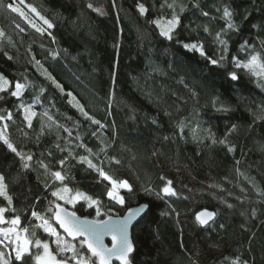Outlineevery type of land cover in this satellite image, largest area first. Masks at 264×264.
Returning <instances> with one entry per match:
<instances>
[{"label":"trees","instance_id":"16d2710c","mask_svg":"<svg viewBox=\"0 0 264 264\" xmlns=\"http://www.w3.org/2000/svg\"><path fill=\"white\" fill-rule=\"evenodd\" d=\"M8 3L47 28L28 9L32 5L54 25L42 35L0 6V30L5 33L0 37V73L13 86L16 81L27 85L20 99L0 93V115L12 113L11 120L0 121V129L7 124L5 133L17 150L33 157L22 160L0 141V174L12 196L11 205L3 198L0 206L9 209L8 216H20L29 238L46 239L31 214L52 215L51 193L61 184L51 172L62 171L75 178L70 188L99 198L108 215H121L139 203L149 205L132 229V264H227L225 257L237 255L249 264H264V82L241 70L239 80L228 77L234 70L232 57L248 55L240 50L245 40L261 47L264 0H177L186 11L176 38L202 41L213 58L221 48L216 33L225 27L222 9L228 5L233 10L240 30L224 37L229 47L223 67L159 34L150 21L171 14L160 10L162 0H2ZM138 3L149 9L145 15H140ZM95 6H103L105 13L96 12ZM69 92L87 117L69 102ZM217 97L216 107L230 111L213 107ZM21 103L32 104L37 113L31 127ZM233 124L236 130L229 132ZM209 130L216 140L226 138L228 143L213 144ZM229 146L234 150L228 151ZM69 151L74 157L88 155L115 179L128 180L134 192L121 190L126 207L108 200V182L87 165L73 157L59 165ZM162 176L173 181L177 196L160 199L145 192L159 191L165 183ZM74 209L80 216H95L81 202ZM200 209L217 212L215 221L201 227L195 220ZM26 264H34L33 259L26 258Z\"/></svg>","mask_w":264,"mask_h":264},{"label":"snow or ice","instance_id":"6c2138e0","mask_svg":"<svg viewBox=\"0 0 264 264\" xmlns=\"http://www.w3.org/2000/svg\"><path fill=\"white\" fill-rule=\"evenodd\" d=\"M19 2L20 4H23L24 0H19ZM0 6L5 7L13 13L19 14V16L22 17L30 27L34 28L42 35L47 31V29L54 27L51 21L37 11V9L32 5H27L28 9L31 13H34L35 17L42 21L43 25H46L47 28L39 26L34 19H30L29 16L14 3L3 5L2 0H0ZM195 6L199 7V4H196ZM88 7L91 8L92 5L89 4ZM177 7H179V11H177ZM137 9L140 15H145L149 11L144 3H138ZM164 9L169 10L171 14L161 15L150 21V23L154 24L159 30V34L162 37L169 41L176 40V42L185 50L198 53L213 66H224L229 47V42L224 37L229 32H239L240 30L239 26L233 19L234 12L228 5L223 7L221 16V19L225 21V27L217 32L215 36L216 42L221 46L217 58H213L207 54L202 41L183 42L176 38L177 30L182 26L181 14L186 11L185 5H178L177 0H172L171 3L169 0H162L160 10L163 11ZM96 11L99 12L100 10L97 9ZM217 11L221 10L217 9ZM101 14L103 13L101 12ZM201 14L205 17L209 16L208 12H202ZM16 27L19 28L20 25L17 24ZM21 31H23V29H21ZM204 31L209 32L207 26L204 27ZM4 35L5 33L0 30V37ZM49 35H51V33H49ZM260 44V49H257L255 45L250 44L247 40L241 44L240 50L245 51L248 55L246 59H240L238 56L232 57L234 70L228 73V77L232 81L239 80L237 70H241L246 71L250 76L257 78L258 81L264 82V40H261ZM53 55L56 56L59 55V53H54ZM5 56H7V53H5ZM7 58L9 60L12 59L11 56H8ZM35 64L39 65L41 68L43 67L39 60H35ZM44 74L56 85L57 88L64 91L63 86L58 83L50 73H48L47 69H44ZM260 86L264 88V83H261ZM26 87V84H22L19 81L14 82L13 86V82L10 81L3 73H0V93H6L11 97L20 99ZM68 96L71 98L69 102H74V106L87 117L88 113L84 110V106L76 100V97L73 96L71 92L68 93ZM217 103L218 97L214 98L212 101L213 107L216 108L217 111H230V109L224 105H220V107L217 108ZM19 106L23 109L24 120L27 122V126L31 127L32 119L37 115V113L33 110L32 104L26 105L21 103ZM44 115H47V113ZM11 119V112H8L7 115H0V121ZM48 119L51 120V117H48ZM89 119H91L94 124H100V121L93 117H89ZM7 127V124H4L3 128L0 129V141H3V143L6 144L13 153L20 156L22 160H32L33 157L31 154L25 155L17 150L16 146L11 142L5 133ZM101 127L104 126L101 125ZM180 127L181 131H183V125ZM236 127L237 126L233 124L231 129H229V132L235 131ZM65 131H67V129H65ZM93 135H96V133H93ZM209 135L212 138L213 144L220 143L222 145H226L228 143L226 138L216 140L210 130ZM165 139H167V137ZM56 147L59 148L60 146L56 145ZM78 147L85 148L86 151L92 155V150L86 148L85 145L81 144L78 145ZM60 150L63 151V149ZM233 150L232 146L228 147V151L231 152ZM101 151H103V149H101ZM49 155H51V153H49ZM69 157L77 159V163L85 164L88 169L97 172L99 177L108 182L109 186H106L105 192L108 200L116 205H120L121 207H126V196L121 194V190H126L129 195L134 192L133 186L128 180L115 179L113 176L105 172L103 167L94 163L88 155L74 157L72 151H69L67 157L58 161L59 165L64 166ZM111 159L115 160L114 157ZM115 162L117 164L120 163L119 160H116ZM41 166L45 169L48 168V165L43 164L42 161ZM24 167L27 168L29 165L25 163ZM51 176L55 181H59L61 184V186L56 188V190H54L51 194L53 197H56L57 201H63V204L55 201L53 202L54 208H49V211L52 212L50 219L42 218L35 211H33L31 215L36 219L41 220L38 227L42 228L49 236L55 238L53 242L56 245V251L53 252L47 241L37 239L34 242V246L37 251L33 253V241L28 236V229L18 227L21 224L20 216L14 215L11 220H7L5 213L8 212L9 209L6 207H0V225H11V227L8 228L0 227V245L4 248H11V251L7 254L8 258H5L4 251H0V264H12V253L15 254L14 260L21 262V264H26V258L29 257L35 261V264H97V262L98 264H112L113 259L118 260L120 264H132L131 256L135 251V246L129 236V225L131 224L133 218L142 213L144 209H147L149 205L144 204L135 209L128 208L127 214L124 216L108 215L103 211V204L99 198L93 197L79 189L69 187V183L74 181L75 178L69 176L67 172L54 171L51 172ZM161 180H164L165 183L159 191L152 188H145V192L149 195H155L160 199L177 196V192L172 186L173 181L170 179L165 180L163 176L161 177ZM214 186L219 187V185ZM0 197H3L7 201L8 205L12 204V196L8 194L5 177L2 174H0ZM80 202H85L89 208H93L96 218L91 220L87 217L81 218L77 216L75 212H70L66 207H64V205L75 206ZM228 207L231 208L232 205L229 204ZM11 211L15 212V209L13 208ZM109 212H111V209H109ZM162 215H168V213L165 212L162 213ZM252 215H255V211H253ZM101 216H107V218L100 219L99 217ZM216 216L217 212L203 209L195 214V220L200 225H208L210 222L215 221ZM52 221L55 222V226ZM220 227L223 228L224 225L221 224ZM58 228L62 229L67 237H71V240L64 239L58 231ZM105 236H111L110 247L104 242ZM73 241H75V243ZM41 248L42 251H40ZM85 253H88L89 255H85ZM224 260L227 264H249L248 260L242 259L239 255L235 257H225Z\"/></svg>","mask_w":264,"mask_h":264},{"label":"rangeland","instance_id":"374dc122","mask_svg":"<svg viewBox=\"0 0 264 264\" xmlns=\"http://www.w3.org/2000/svg\"><path fill=\"white\" fill-rule=\"evenodd\" d=\"M20 7V6H19ZM94 9H95V11L97 10V9H99L100 11L98 12V11H96V12H98V13H105V9H104V7L103 6H95L94 7ZM123 195V194H122ZM54 198V200H53V202L55 201V202H57V203H61V204H63V201H57L56 200V197H53ZM1 201H3V197H0V202ZM81 203H83L84 204V207H85V209H87V208H89L88 206H87V204L85 203V202H81ZM52 204H54V203H52ZM51 204V205H52ZM0 207H4V206H0ZM64 207H66L67 209H69L71 212H75L76 213V211H75V209H74V206L73 205H64ZM94 210V209H93ZM95 212V211H94ZM7 213V212H6ZM76 214H78V213H76ZM79 215V214H78ZM42 218H44V219H50V217L49 218H47V217H43V216H41ZM82 217H85V216H82ZM87 218H89V217H87ZM94 218H96V216H94V217H92L91 219H94ZM100 218V217H99ZM12 219V217L10 218V220ZM101 219V218H100ZM35 220H36V225L38 226L40 223H41V220H38V219H36L35 218ZM54 224V223H53ZM54 226H55V224H54ZM0 227H4V228H8V227H11V225H6V226H0ZM19 228H25V227H20V225L18 226ZM40 228V227H39ZM40 230L42 231V233L46 236V239L45 240H43V241H47L49 244H50V246H51V248H52V250H53V252H55L56 251V245H55V243L53 242L54 241V237H51V236H49L46 232H44V230L42 229V228H40ZM59 231V230H58ZM60 232V231H59ZM60 234H61V236L64 238V239H67V240H70V239H68V238H66L65 237V235L63 234V233H61L60 232ZM35 240H37V239H35ZM35 240L33 241V253H35L36 251H37V249L35 248V246H34V242H35ZM74 243H75V241H73ZM6 243H7V241H6ZM78 247H79V245H78ZM0 251H4L5 252V258H8V253L11 251V248H4L2 245H0ZM40 251H42V248L40 249ZM14 253H12V257H13V260H12V263H13V261H14ZM85 255H89L88 253H85ZM34 261V260H33ZM34 264H35V261H34ZM97 264H98V262H97Z\"/></svg>","mask_w":264,"mask_h":264},{"label":"water","instance_id":"95a60500","mask_svg":"<svg viewBox=\"0 0 264 264\" xmlns=\"http://www.w3.org/2000/svg\"><path fill=\"white\" fill-rule=\"evenodd\" d=\"M144 204H146V203H139V204H137V205H133V206H130V207H128V208H133V209H135V208H138V207H140L141 205H144ZM52 208H54V205H53V207ZM128 208L121 214V215H118V216H124V215H126L127 214V211H128ZM148 209V208H147ZM147 209H144V211L142 212V213H140L139 215H137V216H135L134 218H133V220H132V222H131V224L129 225V236H130V238H131V240H132V229H133V227L142 219V217L145 215V213L147 212ZM201 210H203V209H200V210H198L197 212H199V211H201ZM208 210H210V209H208ZM68 211H70L69 209H68ZM210 211H212V210H210ZM71 212V211H70ZM196 212V213H197ZM77 216H79V217H81V218H84V217H82V216H80V215H78V214H76ZM52 216V215H51ZM114 216V215H113ZM107 217H105V218H103V219H106ZM7 219V218H6ZM89 220H91V218H88ZM8 220V219H7ZM54 224H55V222L54 221H52ZM197 222V221H196ZM198 223V222H197ZM211 223V222H210ZM199 224V223H198ZM7 224H2V225H0V226H6ZM200 225V224H199ZM201 227H205L206 225H200ZM58 230L61 232V233H63L64 235H65V237L66 238H68V239H70L71 240V237H67L66 236V234L63 232V230L62 229H59L58 228ZM133 241V240H132ZM104 242H105V244H107L108 245V243H109V247L111 246V236H105L104 237ZM113 262H116V263H118V264H120V262L118 261V260H115V259H113V261H112V263Z\"/></svg>","mask_w":264,"mask_h":264},{"label":"flooded vegetation","instance_id":"af4514ba","mask_svg":"<svg viewBox=\"0 0 264 264\" xmlns=\"http://www.w3.org/2000/svg\"><path fill=\"white\" fill-rule=\"evenodd\" d=\"M53 205H54V204H52V207H53ZM5 216H6V218H7L8 220H10V218H11V217H10V216H8L6 213H5ZM7 225H8V224H7ZM108 245H109V243H108ZM112 264H118V263H116V262H113Z\"/></svg>","mask_w":264,"mask_h":264}]
</instances>
